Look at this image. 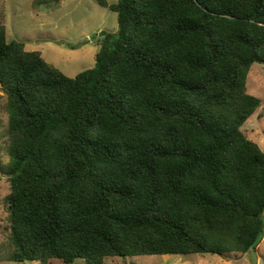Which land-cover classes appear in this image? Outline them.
<instances>
[{"label":"trees","instance_id":"obj_1","mask_svg":"<svg viewBox=\"0 0 264 264\" xmlns=\"http://www.w3.org/2000/svg\"><path fill=\"white\" fill-rule=\"evenodd\" d=\"M96 2L118 29L72 78L0 23L7 260L255 251L264 151L241 127L264 116L246 89L264 66V0Z\"/></svg>","mask_w":264,"mask_h":264},{"label":"rangeland","instance_id":"obj_2","mask_svg":"<svg viewBox=\"0 0 264 264\" xmlns=\"http://www.w3.org/2000/svg\"><path fill=\"white\" fill-rule=\"evenodd\" d=\"M106 1L109 4L116 2ZM0 23L5 27L8 41L22 42L26 51L40 52L45 62L70 78L94 66L100 33H114L118 29L116 13L100 7L96 0H0ZM246 89L264 101L262 64H252L246 77ZM7 121L6 97L0 92V264H40L38 261L7 260L10 251L5 207V198L9 195ZM241 130L264 151V116L253 115ZM227 256L228 259L209 254L115 257L107 258L104 264H264V237L255 251ZM48 264L64 263L52 259ZM73 264L84 262L77 259Z\"/></svg>","mask_w":264,"mask_h":264}]
</instances>
